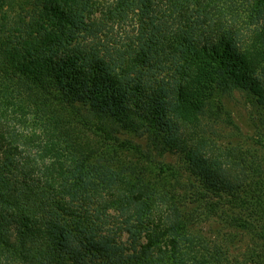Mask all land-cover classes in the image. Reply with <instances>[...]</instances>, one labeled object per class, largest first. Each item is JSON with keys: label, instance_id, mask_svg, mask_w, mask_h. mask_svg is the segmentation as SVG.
Returning <instances> with one entry per match:
<instances>
[{"label": "trees", "instance_id": "obj_1", "mask_svg": "<svg viewBox=\"0 0 264 264\" xmlns=\"http://www.w3.org/2000/svg\"><path fill=\"white\" fill-rule=\"evenodd\" d=\"M0 264H264V0H0Z\"/></svg>", "mask_w": 264, "mask_h": 264}, {"label": "rangeland", "instance_id": "obj_2", "mask_svg": "<svg viewBox=\"0 0 264 264\" xmlns=\"http://www.w3.org/2000/svg\"><path fill=\"white\" fill-rule=\"evenodd\" d=\"M215 97H218L223 108V111L229 115V118L233 122V126L227 124L226 116L222 115V118L217 121H208L205 118L202 120L203 125L208 123L211 126L210 133L206 135L212 138L214 143L218 145H237L241 144L243 147L250 145L254 139V127H253V109L249 105L247 98L243 92L231 91V92H215ZM213 132V133H212ZM120 138L128 139L136 144H140L143 148L147 145L146 136L139 133L125 131L121 132ZM155 159L165 163L166 165H177V157L172 154H165L162 157L156 156L153 153ZM215 228L214 224L201 225L198 228L200 233L209 235Z\"/></svg>", "mask_w": 264, "mask_h": 264}]
</instances>
